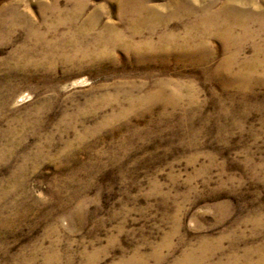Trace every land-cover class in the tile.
<instances>
[{"label": "rangeland", "instance_id": "obj_1", "mask_svg": "<svg viewBox=\"0 0 264 264\" xmlns=\"http://www.w3.org/2000/svg\"><path fill=\"white\" fill-rule=\"evenodd\" d=\"M134 1L0 0V264H264V0Z\"/></svg>", "mask_w": 264, "mask_h": 264}, {"label": "bare ground", "instance_id": "obj_2", "mask_svg": "<svg viewBox=\"0 0 264 264\" xmlns=\"http://www.w3.org/2000/svg\"><path fill=\"white\" fill-rule=\"evenodd\" d=\"M126 3V2H125ZM138 4V1H134L133 0V4ZM127 6V5H126ZM129 7V6H128ZM138 8H140V10H141V8H142V6L140 7V6H137ZM225 10V9H224ZM220 11V10H219ZM236 11V10H235ZM234 11V12H235ZM202 12H204V11H202ZM203 16L199 19V20H197L193 25H194V27H207V25H208V27H215L216 25H218V22L220 21H222L223 23L222 24H224L225 22H226V24L228 23L227 22V18L229 17L228 16V14H223V16H225V19L224 18H221L218 14H207V13H203L202 14ZM246 18H247V16H246ZM209 22V23H208ZM208 23V24H207ZM240 23V22H239ZM221 25V24H220ZM206 27H205V29H206ZM227 27H228V25H227ZM132 29H134L133 27H131V30ZM112 39H107V43L108 44H114V42L113 41H115V42H120V40H122L123 38H121V37H119L118 35H116V36H112L111 37ZM99 40H101L102 38H98ZM185 42V41H184ZM166 44H169V43H166ZM184 44V43H183ZM163 46V45H162ZM169 46V45H168ZM166 51V50H165ZM261 63H263V62H261ZM236 76H238L239 77V74L237 73L236 74Z\"/></svg>", "mask_w": 264, "mask_h": 264}]
</instances>
